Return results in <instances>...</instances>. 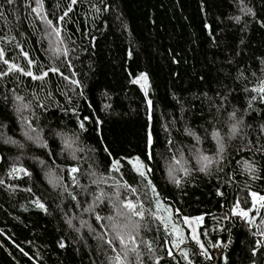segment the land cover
Returning <instances> with one entry per match:
<instances>
[{
    "label": "trees",
    "instance_id": "obj_1",
    "mask_svg": "<svg viewBox=\"0 0 264 264\" xmlns=\"http://www.w3.org/2000/svg\"><path fill=\"white\" fill-rule=\"evenodd\" d=\"M0 52V264H113L116 231L137 241L127 264H264L229 214L264 195V0H0ZM190 217L218 255L189 243Z\"/></svg>",
    "mask_w": 264,
    "mask_h": 264
},
{
    "label": "snow or ice",
    "instance_id": "obj_2",
    "mask_svg": "<svg viewBox=\"0 0 264 264\" xmlns=\"http://www.w3.org/2000/svg\"><path fill=\"white\" fill-rule=\"evenodd\" d=\"M9 3H11V0H9ZM71 3L72 4H75L76 3V0H71ZM72 9H71V5H69V8H68V11L64 13L65 16L68 15V12H70ZM33 11H36V9H33ZM246 11L248 13H251L252 12V9H246ZM61 20L64 19V17L62 16L60 18ZM237 21H239V17H236L235 18ZM48 26L51 27L52 26V22L49 20V21H46ZM52 32L57 36L59 37L60 36V29L59 28H52ZM66 54V53H65ZM25 56L27 57V53H25ZM3 58V53L0 52V59ZM5 63H7V61H4ZM29 65L32 64V61L29 60L28 61ZM10 70H16V71H20L22 72L23 75L25 76H30L32 77V79L34 80H43L47 75H48V71H51L53 73L55 72H58V69L56 68H51L49 69L48 71H45L43 72L41 75H34L30 70L29 71H25L24 69L22 68H19L17 65H10ZM140 81H144L145 83L142 84L141 86L142 87H146V81H147V77L142 75L138 81H134V82H140ZM262 85H264V81L261 82ZM260 91L261 92H264V87H261L260 88ZM262 99H264V97H261ZM17 100H21L22 98L21 97H16ZM151 102L149 101V104ZM25 107H27V105H25ZM81 128H83V124L80 125ZM236 126L234 125L233 128H232V131L233 133L236 132ZM190 135H194L193 133H189ZM214 137H217V143L219 145L218 149H217V152L218 154L219 153H222L223 152V144L222 142L219 140V134L218 133H213ZM197 141H199V138L197 137L196 138ZM149 143H151V137H149ZM199 151V150H197ZM197 162L201 165L200 168H199V171L201 172H204L207 170V168L213 163V160L211 157L207 156V155H204L203 153H200L197 157ZM177 164L180 163L179 160L176 161ZM135 167H136V170L139 172V174L141 176H144L145 173L144 171H142L141 169H143L145 166L139 161V159H137L135 161ZM118 169V162H113V170H117ZM78 168L76 167H72L70 169H68L69 173L70 174H74L76 172H78ZM181 171L185 172V174H187L188 172V169L187 168H181L180 169ZM12 172L15 173V172H24L25 175H27L28 173L26 172V170H24L23 168H13L12 169ZM169 174L171 175L172 174V169L170 168L169 169ZM73 178V181H75V176L72 177ZM173 180L175 183L179 184L180 181L175 179V177H173ZM95 182V181H94ZM0 183H2V181H0ZM121 187H124L126 189L129 188V186L127 184H124V185H121ZM153 192L155 191V189L153 188L152 189ZM131 192H135V189H130ZM251 196H252V204H253V207L255 208L257 205L260 206V208H264V195H259L255 192L251 193ZM75 199V197H73ZM97 200L101 199V197H97L96 198ZM117 201L118 203H114L113 206L117 209H126L127 210V214L128 215H125L124 212H119L118 211V215L120 216H124L125 219H128L130 221V217L131 216H139V217H143L144 215V212H143V209L141 208L140 210H137V205L135 203H133L131 200H119V194L117 193ZM39 207L43 208V205L42 204H38ZM236 209L239 208V205H236L235 206ZM85 211H92V208H88V209H85ZM257 211H259V209H257ZM234 214H237L239 215L240 217L242 218H246L248 216V212L247 211H235L234 210ZM96 219L97 221H100L101 219H108L109 221L113 220V217H107V218H102L100 217L99 215L96 216ZM202 218L201 217H198L196 218L195 221H193V223L195 222H198L199 220H201ZM188 222V218H185V223ZM69 223H71V221H69ZM129 225L128 224H125L123 227L124 228H127ZM132 227H133V230H135L138 226L135 225L134 223L132 224ZM112 229L115 231L116 230V225L113 224L112 225ZM175 231L177 232V234L179 235V229H175ZM138 235V232L136 233ZM102 238V237H101ZM115 240H117L119 242V250H117L116 247H113L112 250L113 252H116L117 254L114 256V257H111L110 260L113 261V264H127V261H128V257H129V254L130 253H134L135 254V258H136V261L139 262L140 260V252L138 251V248L135 246L137 244V241L135 239V236L132 235L131 232L127 233V241L129 243H126V240H125V234L122 233V231H116V235L114 237ZM180 239V243H183V237H179ZM193 239H196V236H195V231H193ZM142 242V241H141ZM197 242H199L197 240ZM107 243H109V245L111 246L112 245V241L109 240L107 241ZM143 243V242H142ZM258 245H261V246H264V241H258L257 242ZM131 245V246H130ZM174 247H179V244H174L173 245ZM61 247H63V244H61ZM201 248H203V245H201ZM148 251L151 252L152 249L150 246H148ZM169 256L172 255L171 251L168 253ZM185 258L187 257V254L186 253H182ZM204 254V253H202ZM256 254V251L254 250L253 251V255ZM158 264V262H157Z\"/></svg>",
    "mask_w": 264,
    "mask_h": 264
},
{
    "label": "rangeland",
    "instance_id": "obj_3",
    "mask_svg": "<svg viewBox=\"0 0 264 264\" xmlns=\"http://www.w3.org/2000/svg\"><path fill=\"white\" fill-rule=\"evenodd\" d=\"M251 193H253V192H249V207L248 208L244 209L239 205V208L236 209L235 206L238 204L235 203L234 205L230 206L229 214H230V217H234V218L242 221V223L244 224V226H245L246 230L249 232V234L253 235L255 237L256 241H260L262 238L261 234H260V232L262 231L261 228L264 226V208H260L259 205H257L255 208L253 207ZM257 209H259V211H257ZM234 210L237 212L241 211V210L247 211L248 216L246 218H242L239 215L234 214ZM175 229H179V235L177 234ZM181 229L184 230L183 227ZM170 231H172V235L174 237H176L178 240H179V237L182 236V234H181L182 231L180 230V228L178 226H176L174 224H172ZM205 231L206 230L203 228H201V230H200L201 239H202L204 247H206V249H208V250H213V251L216 250V252L219 253L221 246L218 244V241H216L215 244H212L209 241V237L207 235H205V233H206ZM213 232H214L213 229H211L210 232H208V233H209V235H211V233H213ZM199 254L203 255L201 252Z\"/></svg>",
    "mask_w": 264,
    "mask_h": 264
},
{
    "label": "water",
    "instance_id": "obj_4",
    "mask_svg": "<svg viewBox=\"0 0 264 264\" xmlns=\"http://www.w3.org/2000/svg\"><path fill=\"white\" fill-rule=\"evenodd\" d=\"M261 87H264V85H262V83H260L258 85V87L255 88V90H258ZM0 164H1V156H0ZM18 173H20V172H15V173L12 172L13 175H16ZM195 220H196V217H190V218H188V222L185 223V218H182L181 219L182 227L184 228V230L187 234V239H188L189 243L192 244L198 251L205 253V247L203 245V242L201 239V233H200L201 223H200V220L198 222L193 223V221H195ZM193 231H195L196 239H193ZM197 240L199 242H197ZM201 245H203V248H201Z\"/></svg>",
    "mask_w": 264,
    "mask_h": 264
},
{
    "label": "bare ground",
    "instance_id": "obj_5",
    "mask_svg": "<svg viewBox=\"0 0 264 264\" xmlns=\"http://www.w3.org/2000/svg\"><path fill=\"white\" fill-rule=\"evenodd\" d=\"M218 244L220 245V242H218ZM219 253L217 252V255H218Z\"/></svg>",
    "mask_w": 264,
    "mask_h": 264
}]
</instances>
